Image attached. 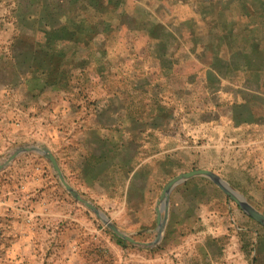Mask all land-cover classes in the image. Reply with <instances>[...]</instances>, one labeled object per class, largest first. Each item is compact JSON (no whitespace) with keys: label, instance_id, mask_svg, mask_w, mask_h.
<instances>
[{"label":"crops","instance_id":"0c3cea01","mask_svg":"<svg viewBox=\"0 0 264 264\" xmlns=\"http://www.w3.org/2000/svg\"><path fill=\"white\" fill-rule=\"evenodd\" d=\"M32 1L36 14L25 23L31 38L16 36L13 76L0 83V97L6 91L3 103L12 101L17 127L25 115L31 121L40 111L47 115L44 125L55 137L42 145L58 147L69 181L79 178L108 199L112 209L104 212L142 220L156 197L157 228L163 186L187 172L182 167L210 170L224 181H230L226 163L243 173V147L253 144L249 154L257 150L253 141L259 147L264 139V95L254 90L264 81L258 63L264 62L263 12L245 18L244 0ZM210 181L195 176L171 188L167 233H187L199 220L187 186H209L204 190L228 200ZM223 238L206 236L196 244L199 264L218 256Z\"/></svg>","mask_w":264,"mask_h":264},{"label":"rangeland","instance_id":"374dc122","mask_svg":"<svg viewBox=\"0 0 264 264\" xmlns=\"http://www.w3.org/2000/svg\"><path fill=\"white\" fill-rule=\"evenodd\" d=\"M243 4L245 18L253 12L254 15L264 13V0L263 3L261 0H244ZM36 5L32 0H0V83L10 82L13 76L10 56L18 49L17 45L13 48L16 36L21 35L23 40L31 38L32 30L25 23L36 14ZM259 45L264 48V39ZM250 58L257 65L256 54H250ZM258 63L264 72L262 58ZM247 85L246 89L253 88L251 83ZM263 86L264 81L254 90L264 95ZM228 88L231 91L235 89L232 85ZM6 96L5 91L3 99L0 97V163L7 161L0 169V264H199L196 244L206 236H224L222 240H226L210 264H264V225L243 215L233 200L228 198V201L221 192L205 191L209 186H187L194 192L199 207L196 211L199 220L195 221L192 229L187 233L184 228L179 229L183 231L180 235L173 231L169 234L165 223L161 239L156 244L153 207L156 197L147 203V212L142 215V220H134L125 214L104 212L112 209L106 207L107 198L90 187L91 184L86 186L79 178L78 181H69L63 175L82 198L98 207L132 241L119 237L93 211L65 190L43 155L22 152L8 160L15 148L30 143L44 144L48 140L53 142L55 134H50L44 125L47 115L44 116L42 111L33 121L25 115L22 128L15 126L12 101L7 106L3 103ZM244 138H247L246 133ZM258 141L259 147L258 142L253 141L257 150L250 149L253 151L249 154L245 150L253 144L243 147L242 174L239 168L226 166L227 163L222 167L230 179L225 182L249 204L250 200L254 202L253 205L262 213L264 139ZM50 151L60 168V150L56 147ZM182 168L179 171L190 170L189 167ZM197 188L203 192L199 194ZM155 192L158 194L159 189ZM226 208L231 209L228 210L230 215ZM116 209H121L120 204ZM234 224L249 229L248 234L231 229ZM257 247L260 251L258 263L252 262V258L257 256Z\"/></svg>","mask_w":264,"mask_h":264},{"label":"water","instance_id":"95a60500","mask_svg":"<svg viewBox=\"0 0 264 264\" xmlns=\"http://www.w3.org/2000/svg\"><path fill=\"white\" fill-rule=\"evenodd\" d=\"M22 152H36L41 155H43L48 162L50 163L53 171L55 172V175L59 179L60 183L63 185L66 191H68L75 200L78 202L84 204L87 208H89L93 213L96 215L98 219H100L103 223H105L110 230L118 235L119 237H122L126 240L132 241L131 238L121 231L109 221V219L105 216V214L99 210L98 207L94 206L89 203L87 200L82 198L64 179L63 174L57 164V161L51 151L47 149L44 145L39 144V143H30V144H25L22 146H19L15 148L12 152V154L8 157V160L12 159L16 155L22 153ZM7 161L0 163V169H2L6 165ZM195 176H202L206 177L209 180H211L216 186L222 190L225 195H227L229 198H231L247 215L251 216L254 218L256 221L264 225V214L261 212L257 211L254 207H252L242 196H240L236 191H234L223 179H221L216 173L206 170V169H193L184 173L178 174V176L172 177L170 180H168L163 186L161 195H160V201L163 203V208H164V217L163 219L161 218L160 215V210H157V228H156V239L154 242L158 241L161 233L163 231V225H164V218L167 215V203H168V194L169 191L171 190L172 187L178 185V183L195 177Z\"/></svg>","mask_w":264,"mask_h":264}]
</instances>
